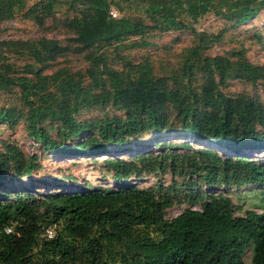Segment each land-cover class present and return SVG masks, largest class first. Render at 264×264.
I'll list each match as a JSON object with an SVG mask.
<instances>
[{
	"label": "trees",
	"instance_id": "obj_1",
	"mask_svg": "<svg viewBox=\"0 0 264 264\" xmlns=\"http://www.w3.org/2000/svg\"><path fill=\"white\" fill-rule=\"evenodd\" d=\"M29 1L0 0V25L20 13L41 23L54 13L55 5L62 4L74 9L75 14L66 19L65 25L84 47L101 41L119 44L150 29L162 32L191 28L207 14L239 25L264 8V0H38L27 7ZM112 9L121 16L112 18ZM126 11L136 14L127 15ZM58 50L48 39L0 41V58L7 53L28 55L38 64L45 53ZM207 63L208 69L215 66L221 81L259 74L254 65L223 57L207 59ZM32 71L29 67L26 73ZM14 72L13 65L0 61V91L21 87L27 104L28 135L52 153L102 155L110 148L115 152L125 149L130 135L158 133L153 138L161 152H138L129 160L106 159L117 184L169 171L173 176L198 173L206 186L264 185V160L253 159L246 152L264 150V131L255 127L260 112L240 96L222 95L212 80L199 93H181L157 88L148 73L129 81L125 88L114 78V102L127 111L125 118L80 121L72 115L76 105L65 102L66 109L53 115L62 124V138L70 140L63 144L39 127L50 111L30 100L34 86L27 77H14ZM13 120L12 109H0V122ZM170 134L205 139L228 152L220 154L207 146L178 153L177 148L190 144L165 140ZM8 153L16 158L18 177H29L35 168L34 157L22 163L17 162L18 150L9 149ZM6 169L8 162L0 160V186L6 185ZM158 193L129 185L57 193L36 200L28 196L31 191H22L16 200L0 201V264H246L244 256L250 248V264H264V209L245 210L236 216L231 199L198 192L184 200L190 206L199 204V208L188 207L166 219V210L176 199ZM11 222L12 233H5ZM48 227L54 231L51 238L44 236Z\"/></svg>",
	"mask_w": 264,
	"mask_h": 264
},
{
	"label": "rangeland",
	"instance_id": "obj_2",
	"mask_svg": "<svg viewBox=\"0 0 264 264\" xmlns=\"http://www.w3.org/2000/svg\"><path fill=\"white\" fill-rule=\"evenodd\" d=\"M36 1L38 0L29 1L27 7ZM113 10L117 12V16H121L117 9ZM74 14V9L57 4L54 13L41 23L23 18L20 13L0 25V41L48 39L59 47L56 52L45 53L39 64L28 55L7 53L0 58L1 62L13 65L14 77H27L30 86H34L30 100L45 111H50L39 127L52 139L63 144L70 142L69 139L62 138V124L53 116L66 109L63 107L65 102L76 105L72 115L80 121L125 118L127 111L114 102L111 81L118 78L120 86L125 88L129 81L141 79L145 73L149 74L151 83L157 88L181 93L186 90L199 93L202 86L212 80L215 90L222 95L240 96L243 100L250 101L260 112L255 127L264 131V124L261 122L264 113V8L239 25L207 14L193 23L191 28L162 32L150 29L141 36L129 37L119 44L101 41L88 47L78 43L73 30L65 25L66 19ZM126 14L136 13L126 11ZM141 41L149 44L141 45ZM214 57L249 63L259 69V74L255 78L235 77L221 81L215 66L207 68V59ZM29 67L33 71L27 74ZM72 86L78 91L74 92ZM2 108L12 109L14 120L0 122V160H5L9 166V169L4 170L6 185L0 186V201L16 200L26 190L32 192L28 195L30 198L38 200L57 193L117 189L130 185L152 188L162 197L173 196L176 202L166 210V219L174 218L188 207L199 208V204L190 206L184 200L185 196L198 192L220 194L231 199L236 216L243 215L245 210L260 212L264 209V185L206 186L199 180L198 173L173 176L169 171L157 172L132 177L117 184L106 159L118 157L129 160L138 152H161L156 145L157 140L153 138L158 134L155 131L130 135L127 137V144H124L127 146L125 149L115 152L110 148L109 152L102 155L52 153L28 135L25 117L27 104L23 100L21 87L14 85L0 91V109ZM204 110L206 108L202 111ZM164 139L188 141L190 147L177 148L178 153H191L207 146L220 154L228 152L225 148H218L217 143L198 137L170 134ZM9 149L18 150L17 162L24 163L28 157H34L35 168L29 177H18L16 158L8 153ZM246 152L253 159L264 160L263 149ZM159 188L161 189L158 190ZM250 256L251 248L244 256L246 264H250Z\"/></svg>",
	"mask_w": 264,
	"mask_h": 264
},
{
	"label": "built area",
	"instance_id": "obj_3",
	"mask_svg": "<svg viewBox=\"0 0 264 264\" xmlns=\"http://www.w3.org/2000/svg\"><path fill=\"white\" fill-rule=\"evenodd\" d=\"M109 14H110V16H111L112 18H116V17H117V12L114 11L113 9L110 11ZM13 227H14V223L11 222V223L9 224V226H6V227H5V233H12V231H13V229H14ZM53 227H54V226H53ZM53 234H54L53 228H52V227H48V228L45 230L44 236L47 237V238H51V237L53 236Z\"/></svg>",
	"mask_w": 264,
	"mask_h": 264
}]
</instances>
